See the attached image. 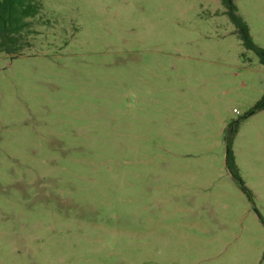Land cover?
Segmentation results:
<instances>
[{
  "label": "rangeland",
  "instance_id": "obj_1",
  "mask_svg": "<svg viewBox=\"0 0 264 264\" xmlns=\"http://www.w3.org/2000/svg\"><path fill=\"white\" fill-rule=\"evenodd\" d=\"M41 2L0 51V264H264V66L222 0Z\"/></svg>",
  "mask_w": 264,
  "mask_h": 264
},
{
  "label": "trees",
  "instance_id": "obj_2",
  "mask_svg": "<svg viewBox=\"0 0 264 264\" xmlns=\"http://www.w3.org/2000/svg\"><path fill=\"white\" fill-rule=\"evenodd\" d=\"M227 8V15L235 25L242 46L247 51L254 52L260 63L264 66V49L258 46L251 35L248 23L238 14L235 0H222ZM42 10L41 0H0V51L9 55L17 56L22 53L28 44V35L31 32L29 19L35 18ZM264 110V94L261 99L250 110L260 112ZM227 167L242 190L251 197V191L244 185L239 174L232 147L228 146Z\"/></svg>",
  "mask_w": 264,
  "mask_h": 264
}]
</instances>
